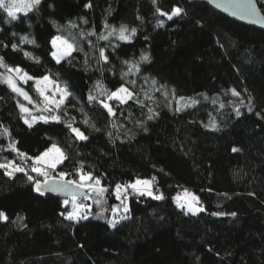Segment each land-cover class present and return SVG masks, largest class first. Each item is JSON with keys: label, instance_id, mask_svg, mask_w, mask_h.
Listing matches in <instances>:
<instances>
[{"label": "trees", "instance_id": "1", "mask_svg": "<svg viewBox=\"0 0 264 264\" xmlns=\"http://www.w3.org/2000/svg\"><path fill=\"white\" fill-rule=\"evenodd\" d=\"M254 1L264 16V0ZM174 7L183 13L171 21L157 11L170 14ZM121 26L126 34L136 29L130 42L116 35L99 38ZM58 35L82 49L59 64L51 55V40ZM101 48L107 63L99 56ZM142 54L150 62H142ZM0 56L34 77L48 75L66 84L71 96L64 111L52 115L62 121L74 117L73 126L88 136L77 140L63 122L29 128L18 97L0 83V134L4 129L11 134L0 135V163L14 161L35 176L30 161L5 149L15 141L35 157L56 143L70 157L57 172L78 179L74 171L83 162L109 190L102 216L100 207L83 197L77 203L90 205L91 213L69 221L72 197L37 195L23 173L9 178L0 169V211L8 216L0 221V264H264V31L195 0H42L38 9L14 21L0 9ZM133 69L137 81L154 80L156 88L173 96L171 111L154 100L161 102L159 95L148 92L152 100H146V91L137 93L143 108L136 101H109L115 117L89 102L90 93L105 99L98 81L115 90L133 77ZM4 71L0 68V74ZM27 91L41 102L34 86L28 84ZM192 100L198 103L184 106ZM150 108L158 113L152 120ZM211 122L218 130H211ZM234 147L240 151L234 153ZM153 177L164 200L129 190L130 211L123 214L130 218L110 227L116 219L112 209L120 204L112 194L115 185ZM185 191L199 198L204 212L186 214L177 207L176 195Z\"/></svg>", "mask_w": 264, "mask_h": 264}, {"label": "snow or ice", "instance_id": "2", "mask_svg": "<svg viewBox=\"0 0 264 264\" xmlns=\"http://www.w3.org/2000/svg\"><path fill=\"white\" fill-rule=\"evenodd\" d=\"M42 0H0V9L6 11L7 16L11 20L17 19V13L23 12L27 14L32 12L33 10L38 9L41 5ZM251 4V0H248V4L239 5L243 14L247 15H255L254 6L249 7ZM218 7L222 6L217 4ZM85 7H92L91 4H86ZM161 16H167L168 20H173L174 17H179L183 13V9L181 7H174L170 14L160 11L157 9ZM72 28H75L76 25L73 22H69ZM110 26L105 25V28L108 29ZM128 33V29L125 26H121L117 31L115 28H111L108 31V35H101L99 38L102 40H108L110 36L116 35L120 41L130 42L131 38L136 35V29L133 28ZM83 35V33H81ZM88 35H95L94 32H89ZM26 39V38H25ZM29 43H34V41H29ZM51 45L53 51L51 53L53 59L56 63H61L62 60H66L68 57L72 56L74 51H82V49H78L74 43H70L68 39H65L61 36H55L51 40ZM4 47H8V45H4ZM12 50L17 51L18 47L16 44H12ZM26 57L29 59H33L30 54L25 53ZM99 56L104 61V63L108 62V57L105 55L104 49L99 50ZM142 62H150V57L147 54L141 55ZM35 63H39V59L34 60ZM87 63V61H86ZM0 68H3L4 73L0 74V83H4L11 89L12 92L16 93L18 96H22L25 100L28 101L29 104H33V99L29 94L23 90V88L18 86L19 83L28 84L29 81H32L34 84V89L36 93L41 97L42 107L38 110L41 112L49 113L48 116H34L32 115L31 110L24 106L20 105V110L26 116H30L31 120L25 119L24 123L31 128L33 124L37 121H43L44 123H48L49 121H53L55 123H64L65 127H67L70 132L75 136L77 140L87 141L88 136L84 134L78 127H74L75 118L73 117L71 121H62L59 115H52L54 112L64 111L65 102L71 96V92L69 91L67 86H62L55 80L51 79L48 75H43L39 78L34 77L27 73L20 66H10L8 65L3 56H0ZM127 73L124 74L121 78L124 77ZM128 83H131L133 88L135 87V81H126L125 84L120 85L115 90H109L103 86V84L98 81L96 87L99 89L100 94L105 97L104 100H98L97 96H93L91 93L88 96L89 102H97L99 103L104 110H106L108 116L115 117L116 111L109 101H115L120 105L127 104L129 101H136L143 108L144 105L139 101L138 95L128 86ZM155 81H152V84L155 85ZM159 91V89H156ZM231 93L235 97H239L240 93L235 89L231 90ZM145 99L151 101L152 96L145 92ZM207 99V97H205ZM198 101L192 100L190 103L185 104V107L195 106ZM35 107V105H34ZM223 107V106H221ZM249 111L251 108V101H249V105L247 106ZM181 109L178 107L176 111H180ZM67 113L65 112V115ZM241 113L239 108L236 109V115L239 116ZM259 115V114H257ZM158 113H156L153 109H149V114L147 119L152 120ZM83 123L88 125V121L84 120ZM91 127L95 128V125H91ZM115 127V125H113ZM209 127L211 130H218L215 122H211ZM99 131L100 129H95ZM146 130V129H145ZM5 138H10V133L7 129H4L3 133L0 134ZM12 153H15L18 158L23 161H30L31 167L30 171L35 173V176L29 174L28 171L25 170L24 167L16 165L14 161H8L7 163H0V169L4 170V174L9 178H13L15 173H23L27 177V181L33 185V190L39 194L40 196H44L49 192H64L66 194H70L72 196V211L65 216V219L69 221H79L83 219H87L88 215L91 213V206L83 203H77V194L84 196L85 199H92L93 202L100 207L101 211L98 213V216H102L107 209L102 207L103 201L105 200V196L108 193V188L105 187L102 183V180L99 176L93 174V172L85 171L83 162H78L77 167L75 168L74 175L78 177V179H68L67 177L73 175V173H67L64 171L57 172V169L64 165L66 160H69L68 154L56 143H52L50 147L44 150L39 155L33 157L29 156L27 153L20 151L16 147V142L12 141L9 143L8 148L5 149ZM232 151L239 152L240 149L233 148ZM161 171H163L161 169ZM56 174L55 176L53 174ZM42 178V179H39ZM155 177L151 180L148 179H140L137 178L133 182L126 184H116L114 188V192L112 193L116 200L120 201V205L122 207L123 213H129L130 209L127 204V200L129 197V190H131V194L137 195L140 197H150L152 200L161 201L164 200V194L159 192V189L154 191L155 187ZM186 202L181 203L180 198L177 199V207L184 210L186 208V214L191 213L192 215H197L198 213L204 212L205 209L203 206H200L199 199L185 192ZM65 208H67L69 201L65 200L64 202ZM121 207L113 208V215L118 216V219H114L109 221V226L112 228H116L121 220L129 219L130 217L127 215H120ZM212 215H222V213H212ZM235 216V213H232ZM18 219L22 220V217ZM8 216L4 211H0V221H7Z\"/></svg>", "mask_w": 264, "mask_h": 264}, {"label": "rangeland", "instance_id": "3", "mask_svg": "<svg viewBox=\"0 0 264 264\" xmlns=\"http://www.w3.org/2000/svg\"><path fill=\"white\" fill-rule=\"evenodd\" d=\"M6 12V11H5ZM7 14V13H6ZM20 14H24L23 12L21 13H17V16L20 15ZM62 37V36H61ZM65 39H68L70 43H74L73 41H71V39L69 37H63ZM53 51H56V49H53ZM52 51V52H53ZM133 71V77L131 79H125L123 82L125 84L126 81H135V87L133 88L132 84L131 83H128L126 86H128L130 89H132L134 92L136 93H139L140 91H146V92H151L153 94H156V95H159L160 99H162L161 102H159L158 100L154 99L156 102H158V104L160 106H162L163 108H165L166 110L168 111H171L172 108H173V104H174V99H173V96L170 95L167 91L163 90V89H159V91H156V88L150 81H146L144 79H141L140 81H137L136 80V77H137V74H138V71H135L134 69L132 70ZM51 79L55 80L56 82H58L59 84H61L62 86H66V84L62 83V82H59L58 80L54 79L53 77H50ZM28 84H30V86H34L33 82L32 81H29ZM28 84H23V83H19L18 82V86L23 88L24 91H26L28 94L29 92L27 91V85ZM16 94V93H15ZM16 96L18 97L19 99V102H18V108H20V105H24L26 107H28L31 112H32V115L34 116H48L49 113H46V112H41L39 111L38 109L42 107V103H38L37 100H35L33 97V104H29L27 100H25L22 96H18L16 94ZM29 96H31L29 94ZM39 96V95H38ZM40 97V96H39ZM41 98V97H40ZM35 105V107H34ZM21 111V110H20ZM22 113V112H21ZM23 114V119H29L31 120V117L30 116H26L24 113ZM37 122H43V121H37ZM36 123V122H35ZM185 192H188L192 195H194L192 192L190 191H185ZM185 192H180L176 195V198H180V202L181 203H185L186 202V197H185ZM195 196V195H194ZM198 198V197H197ZM199 199V198H198ZM90 200V199H88ZM177 200V199H176ZM185 211H186V208H185ZM191 214V213H190Z\"/></svg>", "mask_w": 264, "mask_h": 264}, {"label": "water", "instance_id": "4", "mask_svg": "<svg viewBox=\"0 0 264 264\" xmlns=\"http://www.w3.org/2000/svg\"><path fill=\"white\" fill-rule=\"evenodd\" d=\"M207 4L211 9L218 13H224L229 20L234 21L240 25H244L249 28H256L259 31H264V16L260 12L256 1L251 0L249 7L254 6L255 15L243 14L239 5L248 4V0H195ZM217 4L222 6L218 7ZM35 194H37L34 191ZM39 195V194H37ZM45 195H50L54 199H69L72 197L70 194L64 192H49ZM84 196L77 194L76 199L83 198Z\"/></svg>", "mask_w": 264, "mask_h": 264}, {"label": "built area", "instance_id": "5", "mask_svg": "<svg viewBox=\"0 0 264 264\" xmlns=\"http://www.w3.org/2000/svg\"><path fill=\"white\" fill-rule=\"evenodd\" d=\"M154 183H155V184L157 183V180H156V179H155V182H154ZM156 189H159V188H157V187L155 186V187H154V191H155ZM159 192H160V189H159ZM117 207H120V204H119V203H117V204L115 205V208H117ZM120 215H124V214H123V211H122V208H121ZM115 217H116V219L119 218V217L116 216V215H115Z\"/></svg>", "mask_w": 264, "mask_h": 264}]
</instances>
